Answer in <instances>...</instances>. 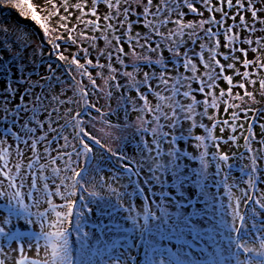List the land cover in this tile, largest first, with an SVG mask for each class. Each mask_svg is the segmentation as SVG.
I'll return each instance as SVG.
<instances>
[{
  "label": "snow or ice",
  "instance_id": "obj_1",
  "mask_svg": "<svg viewBox=\"0 0 264 264\" xmlns=\"http://www.w3.org/2000/svg\"><path fill=\"white\" fill-rule=\"evenodd\" d=\"M87 4L91 7L86 11ZM0 5L22 9L20 15L30 18L45 36L66 32V37L57 34L55 40L64 39L65 43L77 46V53L70 61L60 52V44L51 38L47 43L57 60L68 61L80 77H87L90 82V87L82 84L70 73L71 86L66 89L50 64L46 66L47 74L42 73L38 81H32L26 68L31 66V70L36 71L35 57L43 52L33 46L31 33L25 27L9 28L0 24V75L5 84L0 91V201H6L0 211V238L8 243L7 247L0 246V264H8V256L13 252L17 255L12 257L11 264H74L69 241L73 216L79 242L75 259L79 264H93L101 257H107L109 264L113 260L120 261L124 252L113 257L112 250L130 252L133 243L129 237L134 232L139 233V243L144 245L145 260L152 264V257L147 254L149 249L158 255L164 252L152 238L172 240L175 237L186 244L185 234L200 237L196 222L204 218L212 206L213 197L207 191L210 181L226 189L232 208L228 213L230 224L224 221V214H220V221L213 226L216 235L220 231L226 233L228 250L236 264H264V219H260L264 217V188L259 187L264 185V168L260 167L264 164V123L257 125L264 113L251 106L264 100V0H87V3L85 0H62V3L60 0L57 3L20 0L15 4L12 0H0ZM101 6L104 12L100 11ZM76 12L79 13L75 16L76 23L69 26ZM49 17L58 18L59 23L49 27ZM135 27L146 31L134 32ZM89 29L99 32L100 36L87 35ZM77 33L80 41L87 42V47L78 43ZM100 40L105 46L97 50ZM89 49L95 51V60ZM29 50L31 60L25 55ZM165 53L169 55L166 57ZM126 59H131V64L126 63ZM92 68L101 70L96 73L101 78L107 73L104 83L110 88L122 90L125 112L131 110L150 117H138L140 124L136 131L142 146L141 159L118 154L83 126L82 117L93 109L103 117L118 114L111 109L103 112L97 104L90 103L89 97L99 92L97 79L89 71ZM221 82L226 84V89L221 87ZM14 84L27 87L21 92ZM105 95L110 98L112 92ZM25 96L29 98L27 101ZM229 99L240 103H229ZM73 104L83 105L86 111L74 112L67 107L61 112V108ZM223 114L229 118H219ZM68 116L71 119H67ZM205 120L211 121V125ZM257 126L259 138L255 132ZM69 127L75 130L71 140L63 134ZM196 128L203 134L194 135L192 130ZM217 128L220 136L212 134ZM226 131L229 135L225 138ZM186 134L196 141V154L179 146ZM238 136L243 140L246 153L255 155L249 158L246 188H239V196H235L232 189L237 188V184H230L231 177L224 171L232 167L229 161L233 156L221 148L235 144ZM86 140L105 149L117 161L126 162L118 163L117 168L123 169L128 184L134 186L133 192L128 193L126 185L114 187L110 182H96L117 201L99 213L109 219L100 234L114 237L106 241L99 237L93 241L91 233L84 230L85 212L75 199L77 190L87 192L85 185L91 182L87 177L89 169L77 164L80 157L88 158L94 151ZM58 142L59 149L53 148ZM69 148L72 150L68 151ZM185 160L197 161L199 167L188 171ZM58 161H62V165H58ZM145 169L148 175L143 183L149 186V195H145L144 189L133 179L139 178ZM165 175L171 177L170 184ZM220 176L222 179L216 180ZM112 180L119 181L120 176L113 173ZM152 184L160 187L159 195L167 200L157 205L158 211L145 207L141 217L125 198L132 194L144 196L141 203L147 204L150 196L156 195ZM165 185L173 191L163 190ZM188 188L196 194L189 195L185 191ZM89 195L95 197L97 192H89ZM53 197H59L63 203H54ZM79 199L85 198L80 196ZM202 201L203 209L199 207ZM241 201L255 206L242 215ZM168 203L175 206V213L169 212ZM84 207L88 214L92 213L88 204ZM117 212L127 215L117 217ZM13 218L25 229L38 225L40 231L30 236L28 231L13 230L16 228ZM120 219L129 222L131 228L120 223ZM256 233L260 234L256 237L259 243L250 246L249 236ZM25 237L36 240L32 258L25 254L23 246H12ZM127 259L135 261V256L128 255ZM177 264H185V261L177 260Z\"/></svg>",
  "mask_w": 264,
  "mask_h": 264
},
{
  "label": "rangeland",
  "instance_id": "obj_2",
  "mask_svg": "<svg viewBox=\"0 0 264 264\" xmlns=\"http://www.w3.org/2000/svg\"><path fill=\"white\" fill-rule=\"evenodd\" d=\"M20 0H12V4L19 3ZM34 3L39 2V0H33ZM53 3H57V0H53ZM60 3H62V0H60ZM85 3H87V0H85ZM2 8H0L1 11L4 12V15L0 16V24H6L9 28H15V27H25L27 31L31 33V43L33 44L34 47L38 48L43 52V55L37 54L35 57V69L36 71L31 70V66L26 68V73L28 76L31 77L32 81H38L41 74H47L46 73V66L47 65H52L53 68L55 69V75L57 77L61 78V83L65 88V63H68V61L61 62L57 60L56 58V53L51 49V46L47 43L48 39L51 38L53 39L56 43L60 44V52H62L64 55L68 56L69 58H72L76 53H77V46L72 45V44H67L65 43L64 39L61 40H55V36L57 34L66 37L67 33L61 31L60 33H51L50 37L45 36L43 33V30L40 29L37 25H35L34 22L30 20V18L25 19L23 16L20 15V12L22 9H15L11 7V5H2ZM91 7L90 4H87L86 11L89 10ZM26 10V9H23ZM101 12L105 11V8L101 6L100 8ZM61 14H63V9L61 8ZM42 15V20H43V14ZM79 15L78 12H76L69 22V26L72 24L76 23L75 16ZM207 15V13H205ZM85 19H89V17L85 16ZM49 27H52L56 24L59 23L58 18L55 17H49ZM81 28H83V25H80ZM259 28V25L257 26ZM138 29L143 30L141 33L143 34L146 29H142L139 27L134 28V32L138 31ZM96 35L100 36L99 32L93 33L91 29L87 31V35ZM259 35V33H257ZM45 41L43 42V38ZM77 39L78 43H81L79 39V33H77ZM221 41L223 42V37H221ZM84 47H87V42H82ZM105 46V43L103 40H100L97 42V50L99 48H103ZM92 52V56L94 60L97 58L95 51H92V49H89ZM198 50V49H197ZM223 47L221 48V51H223ZM73 51V52H72ZM69 54V55H67ZM168 55V53H165ZM25 55L28 57L29 60L32 59V52L29 50ZM151 56V54H150ZM153 58V56H151ZM167 57V56H166ZM156 58V57H155ZM153 58V59H155ZM83 63V60L80 61ZM101 62L103 60L101 59ZM9 64L12 63L11 60L8 61ZM116 66V65H115ZM101 70L98 68H92L90 72L92 73L93 77L97 79V85L98 88L102 90L104 95H101L98 100H93L91 99V103H97L98 106L101 108L103 112H108L110 109L115 110L116 113L118 114H113L107 118L110 119L111 123H107L108 121L106 120V117H103L101 115H92L89 113L87 116L88 118H84L83 120L85 121L84 127L87 131H89L91 134H93L97 139L101 140V143H104L106 147H111L113 150L117 151L118 154H124L128 157H133L135 156L136 159H141V154H140V148L141 142H140V135L136 131V127L140 124L139 120V115H145V114H138L135 113L131 110L125 112L123 108L124 101L120 97V92L122 90H116L115 88H110L109 85H106L104 83V79L107 77V73H105V77L101 78L99 76H96L97 72H100ZM257 72L259 71L258 69L256 70ZM74 72V71H72ZM78 72H75V75L77 76ZM139 78V77H138ZM78 79V78H77ZM87 79V77H86ZM120 79V78H118ZM237 79H239L237 77ZM88 81V80H87ZM86 81V82H87ZM5 84H4V77L0 75V91L3 90ZM14 87H19L20 91L22 92L27 85H13ZM90 87V86H89ZM221 87L226 89V84L221 82ZM36 91H40V89H36ZM111 91L112 95L109 98L108 96L105 95V92ZM116 93V94H115ZM115 94V95H113ZM257 99L259 100V92L257 91L256 93ZM18 97L19 93H17V102H18ZM29 98L25 96V100L27 101ZM150 99H152L150 97ZM229 103H240L238 100H228ZM254 109L259 111V107H261V113H264V100H260L259 103H255L251 105ZM67 107H71L74 112L79 111V105L73 104L70 106H65L64 108H61V112H64ZM232 110V109H230ZM229 110V111H230ZM83 111H86L83 109ZM221 113L223 112V107L220 109ZM249 116H252L251 113H249ZM84 117V116H83ZM95 119H92V118ZM262 117V116H261ZM223 119L229 118L227 114H223L221 117ZM67 119H71V116H68ZM145 119H150L149 116L145 115ZM90 121V122H89ZM107 121V122H106ZM126 122L125 128L122 130L119 128V125H121L123 122ZM129 121V122H128ZM263 121H264V116H263ZM207 125H211V121H204ZM61 124L64 123V121H60ZM115 125V126H113ZM185 129L188 127L187 124H185ZM245 127H247V124L245 123ZM75 130L69 127L68 131H65L63 134L68 135L69 139L71 140V135L73 134ZM193 134H203L202 130L199 128L193 129L192 130ZM255 132L257 137L259 138L260 136V129L257 126L255 128ZM214 136H220L219 128L214 129L213 133ZM224 137L226 138L229 135V132H225ZM51 139V136L49 137ZM147 139V137H145ZM72 143H76V141H71ZM86 142L89 143V141L86 140ZM59 143H55L53 145V148L59 149ZM196 141L194 139H191L187 134L184 137V140L180 143V147L183 148L184 151L189 152L191 154H196ZM78 146V145H77ZM90 146L93 147L94 151L93 153L89 154V158L92 160L90 165L91 167L88 166L89 159L85 157H80L79 160H77V164L88 168L87 172V177L90 179V183L86 184L85 187L88 188L87 192H84L81 189L77 190V195L75 199L77 200V205L80 209H82L85 212V220L82 221L85 224V231H88L91 233V239L95 241L97 237L101 241H106L110 240L109 234L105 233L104 235L100 234V229L104 224L109 223V219L107 216L100 215L99 213L102 212L106 206L109 205H114L117 201L114 196H111L110 193H108L107 189L104 188L102 189L97 181L100 182H110L113 184L114 187H119L121 184L126 185V192L132 193L133 192V185L128 184V180L126 178V174L123 172V169H118L117 164L118 163H126L123 161H117L115 157H112L113 161L110 160L111 157L110 153L105 151V149L100 148L99 146L95 144H91ZM256 145H254L255 147ZM72 149L69 148L68 151H71ZM222 151H226L230 154H232L233 159L229 161V163L232 165V167L225 168L224 171L229 173L231 179L229 180V183H236L237 188L232 189L233 193L235 196H239V188H246V184L244 183L247 179V168L250 165V157L255 155V153H246L245 147L243 145V140L241 137H237V142L235 144H230L227 146H222L221 148ZM209 151H213L211 144H209ZM56 153L53 152V155ZM109 157V158H108ZM74 160H76L75 157H73ZM42 163L44 161H41ZM86 162V163H84ZM62 161H58V165H62ZM84 163V164H83ZM185 164L188 165V171H190L193 168H198V162L197 161H189L185 160ZM83 164V165H82ZM243 164V165H241ZM74 167L77 166L76 164L73 165ZM240 166H245L247 167L242 171V168ZM260 167L264 168V164H261ZM212 169V168H210ZM213 170V169H212ZM93 171V172H91ZM115 173L116 175L120 176L119 181H113L112 180V175ZM70 175V173H69ZM148 172L147 169H145L144 172L141 173V176L139 178L134 177L133 179L137 180V183L141 185V187L144 189L145 195H149L148 193V185H145L143 183L144 179L147 177ZM101 178L102 181H101ZM165 179L168 181V184L171 183V177L168 175H165ZM222 179V176L216 177V180ZM211 186L207 189V191L211 194L213 197L211 201V207H209V210L206 214V216L200 220H198L197 223V229L200 233V237H195V236H190L188 234H185L183 236V240L187 241V243H180L177 241V238H173L172 240H163L161 241V244L157 243L160 240L155 237L153 239V243L156 244V246L162 250H164L163 255H158L156 253L151 252L149 249L148 255L152 257V264H160L161 260H163V264H177V260L180 261H185V264H196L197 263V256L194 253V251L190 250V248H197L200 246V248L205 247L208 243H212V240L210 239V236L219 238L223 236L224 232L220 231L219 235H216V232L214 230V225L218 224V222L221 219L220 214L223 213V219L227 223H231V216L228 215L232 211V208L229 207V197L227 195L226 189L223 187H217L214 182H209ZM259 187L264 188V185H260ZM152 191L156 192L155 196H150V198L147 201V204L141 203L144 201V196H138L135 194H132L130 197L125 198L126 201H129L135 206L136 212H139L141 217L143 216V211L145 207H150L153 210H157V205L160 204L162 201H166L167 198L162 197L159 195L161 189L155 184L151 185ZM165 191L172 192L173 190L168 186L165 185L164 189ZM95 191L97 192V196L93 197L89 195V192ZM189 193V195H195V191L191 188L185 189ZM173 193V197H174ZM83 196L85 199L80 200L79 197ZM28 203H31L30 201H26ZM53 202L54 203H63L60 201L59 197H53ZM233 204H235V200L232 201ZM6 201H0V211H2L3 207L5 206ZM85 204H88L92 209V213L88 214L87 208L84 207ZM125 207L128 206V203L125 202L124 204ZM255 205H252L251 202L245 203L243 201L240 202V209L239 211L241 214H245L249 211L251 207H254ZM200 208H204L205 205L203 201L199 205ZM43 210V208L41 209ZM59 210V209H58ZM168 210L169 212L175 213L177 209L175 206L171 203H168ZM180 211H187L185 209H181ZM217 213L216 215H213V213ZM117 217H121L123 215H127V213H121L117 212L116 213ZM32 219H35L33 217ZM75 219L76 217L73 216V225L69 229L72 233V235L69 237L70 245L72 247L73 251V256H74V264H79L78 260L75 258L78 256V249H79V242L77 240V234L75 231ZM260 219H264V217H260ZM14 224H16V228L13 230H20V231H28L30 236L33 234H36L40 231L39 226H30L29 228L25 229L23 227L22 223H19L13 218ZM120 223H124L125 227L131 228V224L129 222H125L122 219L119 220ZM143 221L141 220V223ZM251 223V222H249ZM260 234L256 233L255 236H249V241H251L250 246H254L255 244L259 243V240L256 239ZM135 237L133 240L132 237ZM129 239L133 243V247L131 248L130 252L127 249H113L112 250V255L113 257L119 256L120 252H124V256L121 257L120 261H115L113 260L111 264H148V262L145 260V250H144V245L142 243H139V233L134 232L132 233V236L129 237ZM189 242H194V246L188 247ZM219 245H223L224 239H220L218 241ZM43 241H41V244ZM36 244L35 239H29V237H25L22 240L15 242L12 246H23L26 250V255L29 258H32L35 256V247L34 245ZM0 246L7 247L8 243L4 241L2 238H0ZM222 248V247H221ZM222 251L224 254L221 256L220 260L215 264H236L235 259L232 257L231 252L229 250H225V248H222ZM17 255L15 252H13L11 255L8 256V264H11L12 257ZM128 255H134L135 256V261H130L127 259ZM19 258V257H17ZM219 258L215 257L213 259V262ZM241 259H244V256L241 255ZM250 259H255V258H250ZM93 264H109L108 258L107 257H101L99 259H96L93 261Z\"/></svg>",
  "mask_w": 264,
  "mask_h": 264
},
{
  "label": "trees",
  "instance_id": "obj_3",
  "mask_svg": "<svg viewBox=\"0 0 264 264\" xmlns=\"http://www.w3.org/2000/svg\"><path fill=\"white\" fill-rule=\"evenodd\" d=\"M2 5H0V8H2L1 7ZM1 15H4V12L3 11H1L0 10V16ZM1 22V21H0ZM138 31H143V30H140V29H138ZM43 38V37H42ZM44 39V38H43ZM45 41V39L43 40V42ZM104 42V41H103ZM125 51L127 52V51H129V49H128V47H127V45L125 46ZM73 52V51H72ZM151 53H149V55H150ZM67 55H69V54H67ZM169 55V54H168ZM168 55H166L165 54V56H168ZM66 56V55H65ZM151 56H153V58H155V55L154 54H151ZM66 57H68V56H66ZM72 58H69L68 57V61H70ZM84 62V61H83ZM126 63H128V64H131V59H126V61H125ZM65 88L67 89V88H70V86H71V77H70V73L71 74H74L75 75V72L77 71L76 69H75V66H70L69 65V63H65ZM117 67H120V66H118V65H116ZM91 69H89V71H90ZM129 70H131V69H129ZM72 71H74V72H72ZM201 71H203V69H201ZM78 72V71H77ZM77 78H78V80H80L81 81V83L82 84H85V85H89L90 86V82L89 81H87V79H86V77H80L79 76V73L77 74ZM87 81V82H86ZM106 93V92H105ZM71 94V92L69 91V95ZM116 94V93H115ZM115 94H113V95H115ZM101 95H104L103 94V92H102V90L101 89H99V92L98 93H94V94H92L90 97H89V101H90V103H91V99H93V100H98V98H100L101 97ZM120 97H121V92H120ZM77 99H78V96H77ZM229 100H231V99H229ZM95 104H97V103H95ZM97 106H98V104H97ZM79 111H83V105H79ZM261 107H259V112H261ZM232 110H230L229 112H231ZM92 115H96V116H98V115H100V114H98V113H96L95 112V110L93 109L91 112H90ZM89 114V113H88ZM88 114H85L84 115V117H82V119H84V118H88L87 116H89ZM252 114V113H251ZM107 118V117H106ZM254 119H255V117H253ZM108 122L107 123H111L110 122V119L109 118H107L106 119ZM126 122L127 121H125V122H123L121 125H119V128L120 129H124L125 128V125H126ZM129 122V121H128ZM259 123H264V121H263V116L262 117H260L258 120H257V125L259 124ZM74 133V132H73ZM74 141V140H73ZM90 143V145L92 144V142H89ZM109 157H111V154H110V156ZM108 157V158H109ZM88 159H89V162L87 163L88 164V166L89 167H91V165H90V163H91V159L88 157ZM110 160L111 161H113V159H112V157L110 158ZM84 163H86V162H84ZM83 163V164H84ZM82 164V165H83ZM241 165H243V164H241ZM88 167V168H89ZM242 169H246L247 167H245V166H240ZM247 170V169H246ZM210 171H212V169H210ZM91 172H93V171H91ZM81 190H83V189H81ZM84 191V190H83ZM85 192V191H84ZM157 238L159 239V237L157 236ZM224 239V242H223V245H219L218 243V241L220 240V239ZM160 240V239H159ZM209 240H212V243H208L205 247H202V248H200V246H198L197 248H195V250H193V248H190V250H192V251H194V253L196 254V256L198 257L197 259V263L196 264H215L216 262H218V261H221L220 260V258H221V256L224 254V252L222 251V248H225V250L227 251L228 250V248H229V246H228V243H227V235H226V233H224L223 234V236H221V237H219V238H216V237H211L210 236V239ZM161 241L163 242V240H160L159 242H157V243H159V244H161ZM194 242H189V244H188V247H192V246H194ZM222 247V248H221ZM159 249H160V247H159ZM215 257H218L219 258V260L218 259H216L214 262H213V259H215ZM251 258H255V257H251ZM255 259H257V258H255ZM222 262V261H221Z\"/></svg>",
  "mask_w": 264,
  "mask_h": 264
}]
</instances>
